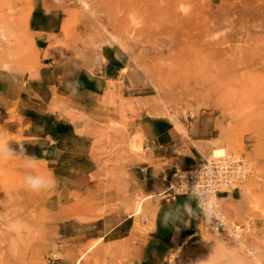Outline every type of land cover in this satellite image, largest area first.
I'll list each match as a JSON object with an SVG mask.
<instances>
[{"label":"rangeland","instance_id":"obj_1","mask_svg":"<svg viewBox=\"0 0 264 264\" xmlns=\"http://www.w3.org/2000/svg\"><path fill=\"white\" fill-rule=\"evenodd\" d=\"M33 9L0 0V136L18 155L0 159V264L120 254L97 242L126 218L133 238L142 234L160 196L141 189V168L166 163L165 147L150 142L158 120L175 147H198L200 130L204 158L221 148L253 167L239 191L212 198L239 237L199 225L173 254L181 264H264V0H62L39 49ZM45 62L54 83L36 81ZM105 63L118 77L102 94L71 91L77 71ZM28 174L57 185L34 193Z\"/></svg>","mask_w":264,"mask_h":264},{"label":"crops","instance_id":"obj_2","mask_svg":"<svg viewBox=\"0 0 264 264\" xmlns=\"http://www.w3.org/2000/svg\"><path fill=\"white\" fill-rule=\"evenodd\" d=\"M33 5V13L29 20L30 30L33 34V42L36 48L45 41L44 33L51 29L56 13L61 9L62 0H27ZM49 68L40 67L37 72L36 81L55 82L54 67L45 62ZM43 65V66H44ZM51 67L52 70H51ZM118 66L105 63L96 70H79L73 79L76 88L75 94L82 98H90L100 95L106 89L108 83L115 82ZM51 74V75H50ZM64 84L71 83L70 77L63 78ZM152 127L150 142L162 144L166 163L164 166H152L146 164L141 168L142 190L151 192L153 196H160L155 203L152 216L143 221V232L136 239L133 238V220L126 218L112 224L98 238L103 246H109L112 250H119L120 254H68L66 259L55 258L49 260L50 264H90L92 258L100 261L110 260L112 264H181L183 257L173 254L178 251L185 240H189L198 229L201 220L199 198L193 194H178L173 197L163 195L161 192L167 185L169 175L179 167H189L200 162L207 151L204 137H201L200 130L196 134L195 141L198 147L177 146L175 147L171 125L166 120L155 121ZM153 146V145H152ZM178 148V149H176ZM187 148V149H186ZM176 151L181 154L178 157ZM45 152V150H43ZM165 175V176H164ZM149 194L144 199L151 197ZM167 223V226H165ZM125 244H132L126 247ZM85 257H87L85 259ZM80 258V259H79ZM244 259V258H243ZM251 260L244 259L243 264ZM241 264V263H240Z\"/></svg>","mask_w":264,"mask_h":264},{"label":"built area","instance_id":"obj_3","mask_svg":"<svg viewBox=\"0 0 264 264\" xmlns=\"http://www.w3.org/2000/svg\"><path fill=\"white\" fill-rule=\"evenodd\" d=\"M252 172L253 167L248 160L224 153L204 158L193 166L176 169L169 175L167 185L161 193L168 197L178 194L196 195L199 198L201 227L237 239L239 225L228 221L213 200L214 214H208V195L205 190L212 198L220 193L239 191Z\"/></svg>","mask_w":264,"mask_h":264},{"label":"clouds","instance_id":"obj_4","mask_svg":"<svg viewBox=\"0 0 264 264\" xmlns=\"http://www.w3.org/2000/svg\"><path fill=\"white\" fill-rule=\"evenodd\" d=\"M5 70H7V66H5ZM71 91L75 93L76 88L74 85H69ZM23 152V148L21 147L20 153ZM14 156H18L10 147L9 140L6 138L0 136V159L3 158H12ZM25 166L28 168L35 167L36 164V158L35 157H27L24 160ZM57 181L54 177H46L44 175H33L28 174L24 177L23 180V186L34 193H39L42 191H48L52 190L56 187ZM206 194L208 195L207 199V212L208 214H214V206L212 202L211 194L208 193L205 190ZM165 226H167V223H165ZM18 225H12L11 229L12 231L18 230Z\"/></svg>","mask_w":264,"mask_h":264},{"label":"bare ground","instance_id":"obj_5","mask_svg":"<svg viewBox=\"0 0 264 264\" xmlns=\"http://www.w3.org/2000/svg\"><path fill=\"white\" fill-rule=\"evenodd\" d=\"M222 154H224V150L221 149V148H216V149L213 150V155H214V156H219V155H222ZM140 210H141V202H139V203L137 204V206H136V208H135V211L133 212V214H130L129 217H130L131 215H134V214L139 213ZM81 256H82V255H81ZM79 259H80V258H79ZM76 264H78V261H77V260H76Z\"/></svg>","mask_w":264,"mask_h":264}]
</instances>
